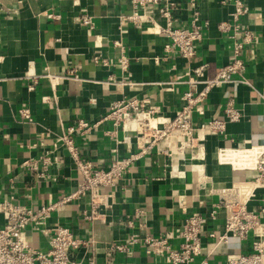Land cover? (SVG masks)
<instances>
[{"label":"crops","instance_id":"1","mask_svg":"<svg viewBox=\"0 0 264 264\" xmlns=\"http://www.w3.org/2000/svg\"><path fill=\"white\" fill-rule=\"evenodd\" d=\"M1 2L9 15L0 16V202L12 199L35 211L53 206L48 227L65 226L80 239L94 240L96 248L89 252L94 251L95 264H168L163 256L147 254L142 243L133 246L130 254L111 251L109 246L125 244L130 237L166 238L170 245H178L188 217L195 213L209 216L213 211L217 217L202 233L203 252L195 264L204 259L210 264H227L228 255L252 253L256 239L252 235L244 241L229 235L221 244L210 235L225 234V211L218 207L220 191L254 178L250 171L220 164L218 150L264 149V0H244L248 8L244 24L256 41L243 57L246 72L235 80L243 78L250 85L230 83L214 89L200 107L203 113L197 111L193 117L196 128L214 118L222 119L226 104L233 100L243 114L241 121L228 124L225 137L199 130L195 148L184 153L176 138L169 144L159 142L133 163L109 199L111 207H101V216L94 221L84 217L91 210L87 195L62 203L78 191L82 176L61 138L79 121L88 123L89 130L76 128L69 138L80 160L101 169H108L117 156L138 153L132 135L121 130L114 133L113 122L104 119L112 103L148 99L163 116L174 118L189 88L184 83L187 73L203 68L201 80L205 81L231 62L233 40L219 25L230 19L233 7L223 0H199L201 23L208 26L197 55L185 59L168 52L169 39L151 31L150 24L142 28L119 25L120 17L132 13L130 0ZM187 2L177 0L180 9L174 15L175 26L190 27ZM84 13L93 17V30L77 22ZM48 14L59 19L48 18ZM148 14L156 20L157 29L165 25L155 7ZM118 39L128 48L131 65L127 75L116 66L119 51L114 41ZM71 70L76 79L53 80L66 77ZM203 88L200 84L196 91ZM21 109L30 111L31 121L20 116ZM125 137L131 139L125 142ZM249 154L240 150L228 157L236 160ZM27 162H37L47 176L40 178ZM111 191L106 188L104 192ZM263 196L262 190L256 191L251 210L260 209ZM27 238L35 249H49V237L29 230ZM89 252L81 248L73 260L89 264Z\"/></svg>","mask_w":264,"mask_h":264},{"label":"built area","instance_id":"2","mask_svg":"<svg viewBox=\"0 0 264 264\" xmlns=\"http://www.w3.org/2000/svg\"><path fill=\"white\" fill-rule=\"evenodd\" d=\"M132 13L120 17L119 25L130 23L138 28L144 24H150V30L155 34L164 35L169 39L166 50L176 52L180 57L192 59L197 55L198 45L204 39V31L208 23H201L199 0H188L187 11L191 16L190 27L175 26V13L180 7L177 0H130ZM223 4H230L233 10L230 19L219 25V29L228 34L233 40L232 60L223 67L213 79L201 80L203 68L187 73L188 90L182 95L184 104L174 118L165 117L158 107L153 106L148 99L125 98L112 103L109 113L104 119L113 122L115 131L121 130L132 135L139 149L128 157H116L108 169L98 168L89 162L79 159L73 141L69 135L76 128L78 130H89L90 126L84 121H79L76 127L68 129L61 141L69 150L71 157L76 163L77 170L82 176L78 191L65 197L62 201H70L73 197L87 195L90 199V213H84L87 221H94L100 218L101 207L110 208L109 199L115 195V189L130 172L135 161L141 158L147 151L153 149L161 141H169L176 138L181 153L185 149L193 150L195 142L199 140L197 132H206L216 136L226 135L227 125L240 122L243 114L235 106L233 100L226 104L224 118H214L203 123L199 128L194 126V113H203L200 107L207 101L210 93L223 85L230 83H241L250 85L246 79L235 80V77H242L246 72L244 54L246 48L255 44L256 35L244 24V18L248 14V8L244 0H223ZM155 7L165 25L159 26L156 20L148 14L150 8ZM9 15L0 0V16ZM51 19H59L58 15H46ZM77 22L93 30L95 28L93 17L88 14H81ZM114 46L119 51L116 66L123 75L130 73L131 61L127 55V46L122 39L114 41ZM98 63V59H95ZM50 77V75H49ZM73 78L77 75L71 70L66 77H54V81ZM123 84V82H121ZM37 84V83H35ZM125 84V83H124ZM131 84V82H127ZM203 84L201 91H196L198 85ZM35 86V85H34ZM31 87V90L34 89ZM19 114L24 119L32 120L28 109H21ZM199 134V133H198ZM131 138L125 137L128 142ZM248 151L249 155L244 158L230 159V152ZM49 159H46L48 162ZM217 161L222 165H230L236 171H250L254 178L234 184L231 188L220 191V202L218 207L225 211L224 226L225 234L211 238L217 239V244L227 242L228 236L232 235L239 240H247L251 235L256 239L253 242V251L250 254H232L227 257V264H264V196L260 209L251 210L250 202L255 197L257 190L264 192V149H238L221 148L217 153ZM26 166L36 170L40 178L47 176L46 171L38 168L37 162H27ZM106 188L112 191L106 194ZM53 206H42L35 211L31 207L16 203L14 200H3L0 202V214L3 216V223L0 225V264H78L73 260V255L81 248H96L94 240H84L76 237L70 228L65 226L48 227ZM216 211L209 216L195 213L188 217L181 230L180 242L172 246L166 238L147 237L139 239L130 237L125 244L113 243L109 246L111 251L130 254L131 248L138 243L147 247V254L159 255L166 258L168 264H195L198 257L202 255V233L210 220H215ZM32 230L49 237V249L46 252L39 251L33 247L27 238V231ZM94 252V251H93ZM93 252H89V264H95ZM198 264H210L204 259Z\"/></svg>","mask_w":264,"mask_h":264},{"label":"bare ground","instance_id":"3","mask_svg":"<svg viewBox=\"0 0 264 264\" xmlns=\"http://www.w3.org/2000/svg\"><path fill=\"white\" fill-rule=\"evenodd\" d=\"M174 139H175V137H174Z\"/></svg>","mask_w":264,"mask_h":264}]
</instances>
